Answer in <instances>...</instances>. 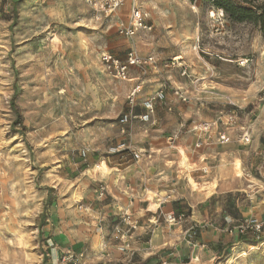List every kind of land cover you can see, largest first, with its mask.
Returning a JSON list of instances; mask_svg holds the SVG:
<instances>
[{
	"label": "clouds",
	"instance_id": "clouds-1",
	"mask_svg": "<svg viewBox=\"0 0 264 264\" xmlns=\"http://www.w3.org/2000/svg\"><path fill=\"white\" fill-rule=\"evenodd\" d=\"M13 11L0 264H233L229 241L248 264L238 237L264 236V0H0Z\"/></svg>",
	"mask_w": 264,
	"mask_h": 264
},
{
	"label": "rangeland",
	"instance_id": "rangeland-1",
	"mask_svg": "<svg viewBox=\"0 0 264 264\" xmlns=\"http://www.w3.org/2000/svg\"><path fill=\"white\" fill-rule=\"evenodd\" d=\"M23 3V0H16V4L20 5ZM19 18H18V13L13 11L10 14H4V15H0V28L3 27V25H7L9 31L11 32V34L13 36H20L23 37L24 36V32L21 31V29L18 27L19 25ZM85 25H79L78 27H84ZM12 30H15L14 32ZM5 39H7V37H5ZM25 44H30L29 40H24L23 43L21 45H16L13 43V46L9 49V55L8 57H6L5 62H7V60H11L12 59V54L15 53L17 55V57L19 58H23L24 53H26L28 51L27 48L23 47V45ZM17 48H20L21 51L17 52ZM205 59H208L205 56ZM209 63H211V61L209 60ZM12 67L15 70L14 71V75L16 77L12 87H13V95L11 97V107L13 109H15L16 107V98L20 95V93L23 91L22 87H21V76H20V70L15 69V61H13L12 63ZM21 68H25L24 64H21ZM234 77L237 75L235 73L232 74ZM214 83H219V81H214ZM229 86H231V82L229 83ZM213 91H216L215 88H213ZM264 94V93H262ZM19 116H17L16 120L12 121V127L9 129L10 133H16V132H21L23 131V127H17V124L19 123ZM264 240V239H261ZM260 240V241H261ZM257 241L256 243H251L248 246L246 245V247L243 249L244 252L248 253L247 255V261L248 264H262V262H264V255H262V253H264V249L259 247V242ZM240 250H237V253H233V249H230L227 254L228 256L232 259L233 264H240V261L243 259L242 256L239 255Z\"/></svg>",
	"mask_w": 264,
	"mask_h": 264
},
{
	"label": "crops",
	"instance_id": "crops-1",
	"mask_svg": "<svg viewBox=\"0 0 264 264\" xmlns=\"http://www.w3.org/2000/svg\"><path fill=\"white\" fill-rule=\"evenodd\" d=\"M216 89V88H215ZM217 90V89H216ZM252 108V105L249 104L248 105V110H250ZM258 115V113H257ZM252 120H255L256 119V116H252L251 117ZM189 123H191V121H189ZM260 143L261 144H264V136H261L260 138ZM219 189V185L218 184H212V185H209L206 187L205 191H207L208 193V199L209 200H212L214 199L215 197V192L218 191ZM201 238H203V235L201 234ZM261 239H264V236H261L259 237L258 235H248V234H245V235H242L240 237H238V240L239 241H243L247 246L251 243H256L257 241H260ZM217 247L220 248L221 251H229L230 249H233V243L231 241H229L227 244L221 242L219 245H217ZM152 258L149 257V260H151Z\"/></svg>",
	"mask_w": 264,
	"mask_h": 264
},
{
	"label": "built area",
	"instance_id": "built-area-1",
	"mask_svg": "<svg viewBox=\"0 0 264 264\" xmlns=\"http://www.w3.org/2000/svg\"><path fill=\"white\" fill-rule=\"evenodd\" d=\"M259 237H261L262 235H258Z\"/></svg>",
	"mask_w": 264,
	"mask_h": 264
}]
</instances>
